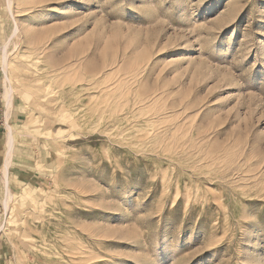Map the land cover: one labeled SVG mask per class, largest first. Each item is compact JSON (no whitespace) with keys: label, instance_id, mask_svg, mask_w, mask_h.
I'll return each instance as SVG.
<instances>
[{"label":"rangeland","instance_id":"rangeland-1","mask_svg":"<svg viewBox=\"0 0 264 264\" xmlns=\"http://www.w3.org/2000/svg\"><path fill=\"white\" fill-rule=\"evenodd\" d=\"M0 227V264H264V0H0Z\"/></svg>","mask_w":264,"mask_h":264},{"label":"bare ground","instance_id":"bare-ground-1","mask_svg":"<svg viewBox=\"0 0 264 264\" xmlns=\"http://www.w3.org/2000/svg\"><path fill=\"white\" fill-rule=\"evenodd\" d=\"M9 11V10H8ZM16 26V25H15ZM14 31H13V33H15L18 29H17V27H15L14 29H13ZM5 46V45H4ZM6 47V46H5ZM5 50V49H4ZM2 69H3V72L5 73V83H9L10 84V81H9V79H8V77H7V69H8V61H7V59H6V57L4 56L3 58H2ZM10 88V87H9ZM4 92V91H3ZM8 92V91H7ZM7 92L5 91L4 93H3V95H5V93H6V97H4L5 99H7L8 101V106H9V95H7ZM7 133H6V138H7V147H8V150L9 151H7V154H6V156H7V159H8V157H9V153H10V151H11V148H12V137H11V131H10V129H8L7 128V131H6ZM4 167H5V165H4ZM5 181H4V184H5V190H6V192L7 193H9V190H8V180H7V178H6V176H5ZM8 195V194H7ZM9 198V197H8ZM6 199H7V197H6ZM5 202H7V201H5ZM7 204V203H6ZM6 204H4V207L6 208ZM2 227V226H1ZM1 227H0V230H1Z\"/></svg>","mask_w":264,"mask_h":264}]
</instances>
